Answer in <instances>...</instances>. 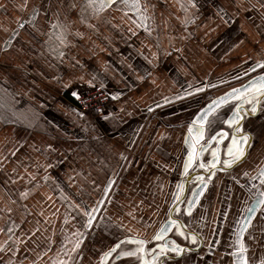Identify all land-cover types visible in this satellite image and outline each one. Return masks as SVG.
Segmentation results:
<instances>
[{
    "label": "crops",
    "instance_id": "1",
    "mask_svg": "<svg viewBox=\"0 0 264 264\" xmlns=\"http://www.w3.org/2000/svg\"><path fill=\"white\" fill-rule=\"evenodd\" d=\"M195 3L140 0V11L114 3L94 16L86 0H0V264L67 259L62 246L71 249L77 233L70 264H101L118 242L148 243L168 221L194 166L185 171L191 122L225 90L264 73V0ZM86 87L104 88L109 108L82 112L72 93ZM263 157L264 136L235 177ZM217 172L191 226L213 249L209 264H236L226 233L242 191L233 187L225 202ZM85 207L97 209L90 228ZM249 234L247 264H261L264 218Z\"/></svg>",
    "mask_w": 264,
    "mask_h": 264
},
{
    "label": "flooded vegetation",
    "instance_id": "2",
    "mask_svg": "<svg viewBox=\"0 0 264 264\" xmlns=\"http://www.w3.org/2000/svg\"><path fill=\"white\" fill-rule=\"evenodd\" d=\"M248 81V80H247ZM245 81V82H247ZM244 82V83H245ZM244 83L240 85H236L232 88H229L228 90H225L223 93H227L234 88L240 87ZM223 94V95H224ZM222 96V95H221ZM239 107L240 111L243 115V119L241 121L243 125V131L245 133H249L251 136V142L250 145L247 148V154L246 157L238 164L233 165L231 167L225 166L223 164V160L227 159V148L230 144V137L232 134V130L228 128L226 124H223L222 121L224 119L230 118L232 113L236 110V108ZM251 104L247 103H241L240 100L237 99H231L229 102H227L225 105L221 106L218 110L220 119H216L214 122H216L215 129H212V126L209 128L207 127V124L205 125L206 127V136L204 140H201L199 142L200 145L203 144H208L210 142V137L214 136L216 133L219 131L223 130L229 133L228 137L222 138L221 139V145L219 146L220 149V160L221 163L219 165V169L221 173H223V178L221 183L224 185V193H225V202L229 201L231 197L233 196V187H237V189L242 192H240L241 197L238 202V205L236 206V212L234 213V219L232 221V226H235V228L232 231H227L226 237L230 238L232 243V251L230 252V255L235 258L233 253L235 252V245H236V236L240 227V222L246 217L249 216L250 214L247 212V209L253 206L254 201L259 199V193L264 192V183H262V179L260 177L261 170L264 169V157L261 162H258L254 166V171L252 172L251 170H247V175L245 173L240 176V178L235 177V173H237L241 168L249 165L250 162V157H251V151L254 147L255 144H258L259 147H261V142L262 138L264 136V99H261L259 104L257 105V111L255 113H251ZM214 111L210 116L209 120H213V117L216 113ZM213 122V123H214ZM219 130V131H218ZM216 132V133H215ZM217 143H214L212 146L209 147V149H206L202 154H201V161L196 159L193 161L194 166H192L191 170L189 171L188 175H193L192 182H189L187 192L189 194L187 195L188 200L190 199L191 196V191L194 187H197L200 183L206 182L207 187L206 190L208 191L211 181L215 178L216 174L218 173L215 171V168H212L211 165L209 164V161L212 159V151L216 149ZM199 149V145H197V150ZM203 162L206 167L201 168L199 167V163ZM218 166H216L217 168ZM214 170V171H213ZM204 177H201V174L199 173H204ZM253 173V174H252ZM203 178V179H200ZM186 181V178L182 179L181 182V190H180V196H182V192L184 189V183ZM254 185V187H253ZM206 192V191H205ZM205 195V194H204ZM203 195V197H204ZM201 198V200L203 199ZM186 198V199H187ZM201 200L193 207H191V213H188V207H189V202H186L180 206L181 210L178 211L181 214L178 216L179 219L175 218L176 221L181 223L183 222V225L186 227V229L191 233H195L194 235L197 237L196 243L193 244L191 241L192 234L187 233L186 231L183 230L185 233L184 236H181L178 234V229L176 225H173L170 233L167 236H164L162 240H156L155 237L156 235L160 232L162 227L164 226L165 220L155 233L154 237L145 245V249L147 252V255H145L144 259H149L151 260L153 255L157 254V252H160L159 245L167 243L169 241H175L176 244L180 245L185 249V252L182 253L181 255L177 256L174 252L167 251L164 255H156L158 259V264H209V262L212 261V255H213V249L208 248L205 246L204 242V234L197 232L196 229H194L191 226L192 221H196V216L199 215V210L201 205L200 202ZM186 201V200H185ZM225 206V204H224ZM220 219L225 218V214L222 213L219 217ZM257 218H264V205H261L259 208V211L255 215V218L252 220L251 225L247 228V231L243 234V242L245 244V239L250 235V230L253 227V224ZM169 220V219H168ZM231 226V225H230ZM229 234H231L229 236ZM187 237V238H186ZM167 240V241H166ZM147 242V241H146ZM138 246H133L132 248L126 249L125 251H131L136 249ZM199 248L197 251L196 249ZM120 250V249H118ZM154 250V251H153ZM124 251V250H121ZM120 252V251H118ZM139 255L137 256H120L119 258H115V261H113L110 264H143V261L139 259ZM232 259V260H233ZM261 264H264V260L261 262Z\"/></svg>",
    "mask_w": 264,
    "mask_h": 264
},
{
    "label": "snow or ice",
    "instance_id": "3",
    "mask_svg": "<svg viewBox=\"0 0 264 264\" xmlns=\"http://www.w3.org/2000/svg\"><path fill=\"white\" fill-rule=\"evenodd\" d=\"M114 3H121L125 9L130 11H140L141 10V4L140 0H86V7L85 11L91 10L92 15H99L103 11H105L109 6H111ZM188 4L191 5V7L195 8L197 7L195 0H188ZM182 8L185 12H187V5L181 4ZM222 11V9L220 10ZM36 15L39 14L37 11L35 13ZM219 14V12H218ZM188 23H191V20L187 21ZM225 23H228L227 20H225ZM20 27H23V24L20 25ZM53 29H61V35L59 37L61 44L65 43L64 40V30L62 25L58 23H53L51 25ZM257 67H264V64H257ZM191 87V86H189ZM203 89L197 88L195 91L200 92ZM192 92L186 91L185 95H192ZM73 97L77 100L80 99V94L76 91H73L72 93ZM115 99L116 97H112ZM182 97H177V99H180ZM230 99H237L240 100L241 103H247L251 104V113H255L257 111V105L259 104L261 99H264V76H259L251 81H249L248 85L245 86L243 89H233L232 93L226 95L225 97H221L216 101H213L212 103L208 104L204 109L200 111V113L195 117V119L191 122V125L188 129V142L190 144L191 151L188 155V161L185 164V171L192 165L193 161L196 159L198 155L203 153L206 150V145H200L199 142L204 139L206 127H211L213 122L216 119H220L219 112L216 111L213 120H209V114L213 113L214 110H218L222 105H225ZM151 110V109H150ZM243 119V115L240 111V108L237 107L236 110L232 113L230 118L224 119L222 121L223 124H226L229 129L232 130V134L230 137V144L227 148V159L223 160V164L225 166L231 167L233 165H236L240 163L247 154V148L250 145L251 142V136L249 133H245L243 131V125L241 123ZM229 133L226 131H219L216 133V135L210 137L211 140H214L217 144L221 143V139L228 137ZM197 145H199V149L197 150ZM212 159L209 161V164L212 168H215L218 163H221L220 160V149L216 148L211 153ZM199 167L204 168L206 165L203 162L199 163ZM247 175V173H245ZM260 177L262 179V183H264V169L261 170ZM202 179V178H200ZM110 187V185H109ZM254 187V185H253ZM21 197L27 198L28 193L22 192ZM14 203V201H13ZM102 203V202H101ZM261 205H264V192L259 193V199L254 201L253 206L247 209V212L249 214H252L257 209L260 208ZM191 206L192 202H189L188 207V213H191ZM79 206H77L78 208ZM178 210V206H177ZM7 211H11V209H7ZM97 211L96 208H93L91 210H88L87 207L83 210V215L87 218L86 220V227L90 228L93 225V221L95 220L94 213ZM251 215L246 216L241 222L240 227L236 236V245H235V252L233 255L236 257V264H247L246 259V252L247 248L246 245L243 242V234L247 231V228L251 225ZM170 224L176 225L178 229V234L181 236H184L185 233L183 232V225H180L178 221L171 220L169 221ZM168 229L162 228L160 232L156 235V240H162L164 237L165 232ZM9 231H11L9 229ZM76 235L81 236V239L76 240L73 243V246L71 249L66 248L65 246H62V252L67 259H61L59 261H53V264H70V261L72 260L71 254H78L77 250L79 249L80 243L82 241V235L77 233ZM187 238V237H186ZM197 237L195 235H192L191 241L193 244L196 243ZM130 242L138 245V247L131 251H120L117 252V249L120 247L121 243ZM146 244L143 240H128V241H121L118 242L116 245H114L109 250L103 252L101 256V264H106V261L109 257H111L114 253L119 256H137L139 255V259L143 261V264H158V261L156 259V255H153L152 259L146 260L144 259L145 255H147L146 249L144 245ZM160 252L158 255H164L167 251L174 252L177 256L181 255L185 252V249L181 247L180 245L176 244L175 241H169L167 243L159 245ZM0 250H3V246L0 245ZM154 251V250H153Z\"/></svg>",
    "mask_w": 264,
    "mask_h": 264
},
{
    "label": "water",
    "instance_id": "4",
    "mask_svg": "<svg viewBox=\"0 0 264 264\" xmlns=\"http://www.w3.org/2000/svg\"><path fill=\"white\" fill-rule=\"evenodd\" d=\"M259 76H264V73H260V74H257V75H255V76H253V77L250 78L247 82H245L243 85H241L240 87L234 88V89H243L245 86L248 85L249 81H251V80H253V79H255V78L259 77ZM230 93H232V90L229 91V92H227V93H225L224 95H222V96H220V97H217V98L213 99V100L210 101L208 104L212 103L213 101L218 100V99L221 98V97H225L226 95H228V94H230ZM230 100H231V99H230ZM228 102H229V101H228ZM208 104H207V105H208ZM207 105H205L202 109H204ZM222 106H223V105H222ZM202 109H201V110H202ZM201 110H200V111H201ZM200 111H199V113H200ZM214 111H216V110H214ZM199 113H198V114H199ZM198 114H197V115H198ZM211 114H212V113H211ZM211 114H209V116H210ZM215 135H216V134H215ZM205 136H206V131H205ZM205 136H204V138H205ZM203 140H204V139H203ZM214 143H216L214 140H210V142H209L208 144H203V145H206V146H207L206 149H209V147L212 146ZM220 145H221V143H220V144H217V145H216V146H217L216 148H219ZM201 154H202V153H201ZM201 154L197 156V160H198V161H201ZM219 165H220V163H218V164L216 165V166H218V167H217V168L215 167V169H214L215 171L221 170V169H219ZM214 170H213V171H214ZM199 174H201V177H204L205 172H204V173H199ZM193 179H196V178H193V175H191V176H189L188 179L185 181V183H184V189H183V192H182L181 199L179 200V203L177 204L178 207H179V206L184 202V200L187 198V195L189 194V192H187L188 185H189V182H192ZM202 179H203V178H202ZM206 187H207L206 182H202V183H200L197 187H194V188L192 189V191H191V196H190V199H189L190 202H192V206H191V207L195 206V205L201 200V198H202L203 195L205 194ZM176 208H177V207H173V208H172V210H171V212H170V218H169V220L166 221L165 224H164V226L162 227V228H166V229H168V230L165 232L164 236H167V235L170 233V231H171V229H172V227H173V225L170 224L169 221H171V220H175L173 214H174ZM258 211H259V209H257L255 212H253L252 214H250L251 217H252L251 222H252V220L255 218V215L257 214ZM179 224H180V225H183V222L181 221V223H179ZM183 229H184V231H186V232L189 233V234H192V235L195 234V233H192V232L190 233V232L186 229V227H185L184 225H183ZM197 237H198V236H197ZM128 240H143V241H145L144 239H140V238H137V237H129V238L123 239V241H128ZM145 242H146V241H145ZM145 245H147V242H146ZM196 250L198 251L199 248H197Z\"/></svg>",
    "mask_w": 264,
    "mask_h": 264
},
{
    "label": "built area",
    "instance_id": "5",
    "mask_svg": "<svg viewBox=\"0 0 264 264\" xmlns=\"http://www.w3.org/2000/svg\"><path fill=\"white\" fill-rule=\"evenodd\" d=\"M74 103L82 112L94 113L108 109L111 98L104 88L86 87L80 93V99L75 98Z\"/></svg>",
    "mask_w": 264,
    "mask_h": 264
},
{
    "label": "rangeland",
    "instance_id": "6",
    "mask_svg": "<svg viewBox=\"0 0 264 264\" xmlns=\"http://www.w3.org/2000/svg\"><path fill=\"white\" fill-rule=\"evenodd\" d=\"M215 126H216V122H214V123L212 124V129H215Z\"/></svg>",
    "mask_w": 264,
    "mask_h": 264
}]
</instances>
